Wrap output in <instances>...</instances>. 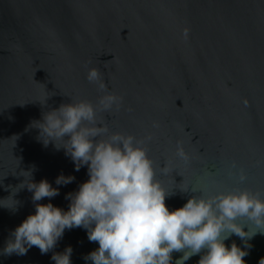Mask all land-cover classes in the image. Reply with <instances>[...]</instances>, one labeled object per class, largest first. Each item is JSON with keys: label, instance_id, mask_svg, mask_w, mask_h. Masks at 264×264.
<instances>
[{"label": "water", "instance_id": "obj_1", "mask_svg": "<svg viewBox=\"0 0 264 264\" xmlns=\"http://www.w3.org/2000/svg\"><path fill=\"white\" fill-rule=\"evenodd\" d=\"M93 67L107 91L123 98L97 120L109 134L152 136L145 147L156 179L174 191L165 200L169 210L196 195L179 189L264 196V0H0V199L18 191L19 201L15 211L0 208V249L35 211L21 170L53 187L61 173L74 176L39 202L64 210L66 195L89 178L86 166L76 171L64 150L45 147L30 125L61 103L96 105L104 93L87 80ZM178 143L187 163L176 156ZM233 242L244 247L235 235L225 241ZM248 243L246 264H259L264 235ZM67 246L72 264H91L84 257L98 243L73 228L47 254L33 246L23 256L0 254V264H54L53 251ZM180 255L173 253V264Z\"/></svg>", "mask_w": 264, "mask_h": 264}, {"label": "clouds", "instance_id": "obj_2", "mask_svg": "<svg viewBox=\"0 0 264 264\" xmlns=\"http://www.w3.org/2000/svg\"><path fill=\"white\" fill-rule=\"evenodd\" d=\"M182 35L187 40L189 29ZM87 80L104 93L96 105L85 100L61 103L30 126L38 129V140L45 147L51 143L57 150L63 149L76 171L86 166L89 178L66 195L69 205L64 210L51 202H39L59 195V186L72 183L74 176L61 173L55 179L57 187H53L47 179L34 181L31 170H21V176L29 179L21 184L32 193L35 211L12 230L0 254L23 256L33 246L47 254L65 230L83 228L88 240L98 243V248L84 257L91 264H173V253H181L174 264H185L194 255H200L198 264H246L244 257L251 247L248 241L258 233L264 235V196L246 189L208 196L203 190L179 189L196 195L182 207L169 210L165 200L174 191L156 179L145 147L152 136L138 139L132 134H109L107 126L97 120V112L118 110L123 98L107 91L100 69L90 68ZM152 126L159 127L157 122ZM176 156L185 163L190 159L179 143ZM245 179L241 173L239 181ZM17 192L0 199L11 198L13 202L0 203V208L17 210ZM233 235L244 247L235 242L226 245ZM72 251L71 246L53 251L51 260L72 264ZM259 264H264V258Z\"/></svg>", "mask_w": 264, "mask_h": 264}]
</instances>
